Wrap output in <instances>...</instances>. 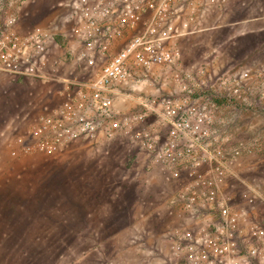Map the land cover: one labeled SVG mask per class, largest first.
<instances>
[{"label": "built area", "instance_id": "2783aa9c", "mask_svg": "<svg viewBox=\"0 0 264 264\" xmlns=\"http://www.w3.org/2000/svg\"><path fill=\"white\" fill-rule=\"evenodd\" d=\"M36 2L0 0V82H59L61 98L34 101L24 133L10 126V153L53 156L78 141L126 139L139 148L146 181L164 185L171 219L139 225V255L149 264H264L256 171L264 146L238 123L264 110V60L241 67L202 36L250 21L264 32L262 1ZM200 36L195 58L185 59L184 43ZM136 92L139 110H129L125 97Z\"/></svg>", "mask_w": 264, "mask_h": 264}, {"label": "rangeland", "instance_id": "374dc122", "mask_svg": "<svg viewBox=\"0 0 264 264\" xmlns=\"http://www.w3.org/2000/svg\"><path fill=\"white\" fill-rule=\"evenodd\" d=\"M235 32V28L223 27L202 36L228 48L234 54L230 59L241 67L263 61L264 32L231 44L227 40ZM202 36L184 43L185 59L195 58ZM14 83L0 84V264H149L146 255H139V220L152 210H166L165 187L146 181L138 146L122 140L126 152L113 159L108 172L110 195L101 194L95 203L87 197L84 184L81 192L76 188L79 171L73 168L72 146L53 156L21 158L10 153L9 128L14 125L19 133L25 132L24 117L33 92L31 88L19 91ZM135 103L129 110H139ZM238 123L241 136L264 146V110L243 112ZM39 157L45 160L38 163ZM256 171L264 178V164ZM108 201L113 209L104 215L100 210ZM258 206L264 217L263 203ZM164 219L163 223L171 220ZM153 241L148 238L145 243L150 247Z\"/></svg>", "mask_w": 264, "mask_h": 264}, {"label": "crops", "instance_id": "0c3cea01", "mask_svg": "<svg viewBox=\"0 0 264 264\" xmlns=\"http://www.w3.org/2000/svg\"><path fill=\"white\" fill-rule=\"evenodd\" d=\"M36 1H37L36 3L41 6L50 0H36ZM249 1L257 2V0H249ZM260 1L264 2V0H260ZM261 24H262L261 21H250V22H245L240 26H237L235 29L237 30L238 33L240 34L247 33L245 35H240L238 38H243L245 36L249 37L248 33L261 32L259 31ZM7 83L8 81L0 82V84H7ZM14 84L16 85V88L19 91H26V89L30 90V88L33 90V92L30 93L32 97L30 100H28L29 101L28 110L31 109L32 103L34 101H43L45 103L53 105L57 103L61 98L59 96V90L62 87V84H60L59 82H50V83L42 84V83L33 82L31 80L27 81V79H25V81L19 80ZM139 87L146 88L145 85H141ZM136 94L137 95H129V94L126 95L125 99L127 100L125 104H127V106L133 105V103L138 102L139 93L136 92ZM32 98H34V100ZM119 105H121V103ZM30 114L32 115V113ZM24 120H26L25 117ZM27 123L28 121L26 122V124ZM124 147L125 146L122 145L121 138H117L112 142H110L109 144H106L105 146H100L96 148L88 147L86 144H84L81 141L75 142L72 145V160H73L72 163H73V168L78 169L79 171L77 173V178H76V182H77L76 188H78L79 191L83 190L84 188L83 184H84L87 189L86 192L87 197L93 198L94 202L100 198L101 194L103 197L110 195V192L108 190V184L110 181L108 172L111 169L113 159L122 156L126 152V149ZM43 159L45 160V158L39 157L38 160L40 161L38 163H41ZM99 172H101V174H99ZM122 179H125V177L122 176ZM113 205L114 204L112 202L109 201L105 202L103 204L104 206L103 209L100 211H102L105 215L107 211L109 210L112 211L113 208L111 206ZM95 207H96L95 211L99 210L97 208V204L95 205ZM165 213H166L165 208L161 210V213H158L156 210H152L151 212L143 215V219L139 220V225H144V226L151 225L153 227L161 226L163 222L162 220L165 217L164 216Z\"/></svg>", "mask_w": 264, "mask_h": 264}]
</instances>
